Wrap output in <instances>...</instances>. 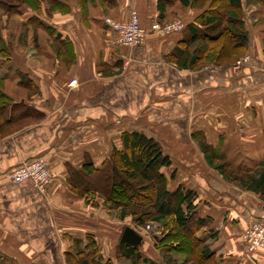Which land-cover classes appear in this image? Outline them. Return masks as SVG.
Wrapping results in <instances>:
<instances>
[{
	"label": "crops",
	"instance_id": "0c3cea01",
	"mask_svg": "<svg viewBox=\"0 0 264 264\" xmlns=\"http://www.w3.org/2000/svg\"><path fill=\"white\" fill-rule=\"evenodd\" d=\"M29 1L37 9L21 4L13 16L29 29L0 36V258L65 264L93 241L102 262L114 260L126 218H110L99 198L95 208L86 204L69 175L85 164L100 169L121 150L123 133H141L170 159L161 170L167 190L196 193V216L207 220L196 236L217 262L264 264V255L247 254L241 243L249 225L264 224V201L224 182L197 147L202 139L238 172H264V0H239L246 61L193 71L166 58L185 31L157 36L150 26L194 24L204 10L178 1L160 14L158 0H56L62 9L45 14L41 0ZM131 12L144 25L145 42L117 46L103 20L125 22ZM39 158L51 175L43 193L7 180L9 170ZM153 259L165 264L158 252Z\"/></svg>",
	"mask_w": 264,
	"mask_h": 264
},
{
	"label": "trees",
	"instance_id": "16d2710c",
	"mask_svg": "<svg viewBox=\"0 0 264 264\" xmlns=\"http://www.w3.org/2000/svg\"><path fill=\"white\" fill-rule=\"evenodd\" d=\"M9 1L11 2H3L2 8L10 14H15L21 4H28L27 6L37 9L35 3L29 0ZM87 1L89 0H78L81 6ZM177 1L185 9L198 8L204 10V13L195 18L194 24L184 26L185 38L179 47L166 57L170 63L178 69L193 71L202 69L207 63L218 67L229 66L245 55L248 36L243 22L240 21L239 0H158L159 13H163L165 5ZM47 2L50 4L49 13L54 11L53 9H62L56 0ZM216 3L219 6L215 12L212 6ZM4 104L0 103L3 107ZM1 111L3 110L0 108V118ZM121 146L120 151L112 150L109 160L104 162L100 169L95 170L91 164H85L79 171H72L69 175V185L86 204L95 205L93 200L96 197L101 198L102 205L109 211H118L120 219L126 216L128 210H145L134 220L140 227L144 226L149 218L157 223L170 220L173 227L162 235L157 242L159 246H156V249L164 247L166 256L171 252H185L187 259L182 264H219L214 253L196 236L207 223V220L196 216V193L183 186H178L173 191L167 190V179L161 170L171 166V162L161 151L158 142L141 133H123ZM197 147L204 162L224 181L235 184L238 189L258 194L264 201L263 171L257 170L252 174L238 172L227 163L225 156L208 146L202 139L197 140ZM173 176L174 174H171L170 178ZM141 192L150 194L149 200H146L149 202L142 200ZM143 242L144 239L141 245ZM138 248L120 244L114 260L102 262L96 244L89 241L82 251H77L75 258L68 256L67 260L70 264H115L118 259L129 264H149ZM1 262L7 264L3 259Z\"/></svg>",
	"mask_w": 264,
	"mask_h": 264
},
{
	"label": "rangeland",
	"instance_id": "374dc122",
	"mask_svg": "<svg viewBox=\"0 0 264 264\" xmlns=\"http://www.w3.org/2000/svg\"><path fill=\"white\" fill-rule=\"evenodd\" d=\"M17 1H20V0H17ZM3 2L9 3L11 1H9V0H0V36H2L4 34L6 36L5 37L3 35L5 38H9L7 36H10V37L14 36L15 37L16 34H18V32L20 33L24 29L28 30L29 26L26 27L25 25H22L19 21H17L16 18L13 17L14 14H10V13H8L6 10H4L2 8L3 7L2 6ZM41 2H43L46 5V8H45V10H43V12L45 14H50L49 13L50 4L47 2V0H41ZM26 5H28V4H26ZM217 6H219L218 3H216V4H214L212 6V8H214L215 12L218 11ZM53 10L56 11V9H53ZM59 12L62 13V11H59ZM131 13L129 14L128 20L125 21V22H118V21L113 20L112 18H109V19H111L114 23H117L119 25H121V24H125L126 25V24H128V22L130 20ZM138 21H139V24H141L140 19H138ZM178 21L181 22L180 20H178ZM178 21H176V20L165 21L164 25L173 26ZM141 26L143 27L144 25L141 24ZM2 46H3V40L0 38V47H2ZM245 57L246 56L244 55L242 57L237 58L235 61H233L231 63L232 66L234 67L236 65L235 63L238 60H243ZM65 65L69 66L68 63H66ZM215 66H216L215 64L207 63L204 67L212 68V67H215ZM72 81H73V79L70 80V82L68 84L69 88H72L71 85H70V83ZM30 122H31L30 120H26V121H23L22 124H28ZM0 124H1V121H0ZM11 130H12V128L11 129L10 128H5V132H9ZM229 184H231L232 186H235V184H233V183H229ZM141 193L143 195V199L142 200L145 201V203L149 202V201L146 202V200H149L148 197L150 196V194L148 192H141ZM96 198H99V197H96ZM95 199L93 200L94 202H95ZM99 199H100V201L102 203V199L101 198H99ZM89 205H91V204H89ZM92 206H94L93 208H95L96 204L95 205L92 204ZM144 211L145 210H143V209L128 210L127 213H126V216L124 217V218H126L125 221H124L125 222V228L126 227L131 228L137 234H139V236L142 237L144 239V241H146V243H148V244H146V243L142 244L140 246L139 253L140 254L142 253V256L147 259L149 264H155L154 259H153V255L156 254V252H158V253H160V255H162V257L164 258V261H166L167 264H182L187 259V254L185 252L184 253L171 252V254H168V256H166V252L167 251H166V249L164 247H158L156 249V246L158 245V243H157L158 240L163 237L162 235L167 230H169V228L173 227L172 222H170V220H169V221H166V223L165 222L157 223V222L151 221L150 218H149V219H146V222H145L144 226L140 227L139 225H136L134 220H135V217L137 215H139L140 213H142ZM110 212H111V214H109L110 218H111V215L114 217V216H117L119 214L118 211H117L116 214L112 210ZM147 226H149V227L147 228ZM241 243L243 244V247L245 248L247 254L252 255V256H254L255 254L264 255V234H256V233L255 234H251L250 233V234H247V236L245 237V233L242 232ZM249 246H252V247L255 248V251L253 253H249L248 252V248L247 247H249ZM142 250H145V251L149 252L148 258L146 257V255L143 253ZM193 260H195V259H192V261ZM0 263L4 264V263L1 262V258H0ZM114 263L115 264H129L127 261L119 260V259L117 260V262H114ZM65 264H70V263L67 261Z\"/></svg>",
	"mask_w": 264,
	"mask_h": 264
},
{
	"label": "built area",
	"instance_id": "2783aa9c",
	"mask_svg": "<svg viewBox=\"0 0 264 264\" xmlns=\"http://www.w3.org/2000/svg\"><path fill=\"white\" fill-rule=\"evenodd\" d=\"M104 25L114 34L113 43L117 46L136 48L145 42L146 31L139 24L138 15L136 12L131 13L130 20L128 24H117L111 19L105 18L103 20ZM158 22H152L150 26V31L157 36H164L172 33H178L183 30L184 23L176 22L173 26L164 25ZM243 60H238L233 67L234 69L239 68ZM71 87L76 85V81L73 80L70 83ZM7 180L12 184H20L22 182L28 181L35 190L39 193H43L45 188L50 182V170L47 162L43 159H33L24 162L9 170L6 173ZM149 226H147L148 228ZM245 237L247 234H264V224L254 223L249 225L244 231ZM249 253H253L255 248L252 246L247 247Z\"/></svg>",
	"mask_w": 264,
	"mask_h": 264
},
{
	"label": "water",
	"instance_id": "95a60500",
	"mask_svg": "<svg viewBox=\"0 0 264 264\" xmlns=\"http://www.w3.org/2000/svg\"><path fill=\"white\" fill-rule=\"evenodd\" d=\"M143 238L139 236L134 230L131 228H124L121 237L120 244H125L127 246L138 248L142 243Z\"/></svg>",
	"mask_w": 264,
	"mask_h": 264
}]
</instances>
